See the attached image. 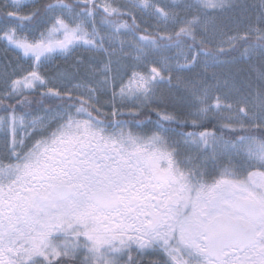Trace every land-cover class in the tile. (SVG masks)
Wrapping results in <instances>:
<instances>
[{"label":"snow or ice","instance_id":"6c2138e0","mask_svg":"<svg viewBox=\"0 0 264 264\" xmlns=\"http://www.w3.org/2000/svg\"><path fill=\"white\" fill-rule=\"evenodd\" d=\"M0 264H264V0H0Z\"/></svg>","mask_w":264,"mask_h":264}]
</instances>
